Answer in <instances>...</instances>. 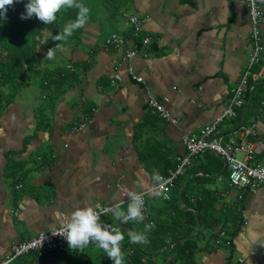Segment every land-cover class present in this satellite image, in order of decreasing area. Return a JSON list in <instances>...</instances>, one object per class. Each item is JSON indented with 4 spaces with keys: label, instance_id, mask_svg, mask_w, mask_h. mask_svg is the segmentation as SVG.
I'll list each match as a JSON object with an SVG mask.
<instances>
[{
    "label": "crops",
    "instance_id": "obj_1",
    "mask_svg": "<svg viewBox=\"0 0 264 264\" xmlns=\"http://www.w3.org/2000/svg\"><path fill=\"white\" fill-rule=\"evenodd\" d=\"M122 1L116 0L114 11L100 4L108 24L97 21L94 11L88 15L82 42L62 63L75 67L92 63L80 68L79 82L52 101L32 84L0 120V262L15 243L59 227L57 213L67 215L97 203L116 202L126 208L128 198H122L121 188L141 192L152 183L154 172L163 174L180 165L186 153L184 137L198 136L224 113L240 80L253 47L244 0ZM259 1L264 9V0ZM124 11L145 20L142 36H149L151 43L137 44V54L121 66V51L106 46V40L115 32L132 38ZM262 30L264 45V24ZM129 67L145 83L135 81ZM254 69L252 76L264 82V58ZM117 73L121 80L115 78ZM149 94L170 97L168 106L177 122L152 113ZM35 97L46 101L41 116ZM252 122L259 129L255 161L264 165L263 107L249 113L245 122L238 116L225 118L220 129L229 141L239 138L240 126ZM78 123L85 127L74 130ZM14 162L21 166L14 168ZM182 176L183 188L190 184V193H196L187 195L191 201L204 195L200 192L214 191L218 212L230 220L236 213L243 218L233 250L226 246L204 250L198 264H237L241 259L243 264H264V187L238 199L225 161L210 151L195 156ZM155 196L149 199L150 207L163 201L158 196L157 202ZM112 218L108 214L101 223ZM56 259L26 257L21 263L57 264Z\"/></svg>",
    "mask_w": 264,
    "mask_h": 264
},
{
    "label": "trees",
    "instance_id": "obj_2",
    "mask_svg": "<svg viewBox=\"0 0 264 264\" xmlns=\"http://www.w3.org/2000/svg\"><path fill=\"white\" fill-rule=\"evenodd\" d=\"M124 1L122 3H125ZM27 2L28 0H17L14 6L8 8L7 19L0 20V120L7 109L16 102L20 92L35 81L52 101L67 87L74 86L80 81L77 80L80 68L92 64L86 61L76 67L69 64L50 67L52 59L47 56L48 50L52 48L53 54L65 47H70L72 51L76 50L82 42L85 25L67 40L56 41L54 36L66 24L76 19L78 9L62 8L56 14L55 22L47 25L35 16L29 19L20 18L21 14L25 13ZM78 2L84 5L85 0ZM115 2L116 0H88L90 6L88 13L91 17L93 8L101 3H105L114 11L117 8ZM118 10H121V7ZM138 46H143V41L139 40ZM251 86L254 88L251 89ZM263 95L264 82L258 83L252 76L245 93L246 105L238 110L237 116L244 118L245 122L249 113L264 108ZM12 165L18 169L21 162H14ZM178 166L179 164L173 166V170ZM169 170L165 169L163 174H168ZM183 185L184 177L181 176L177 179L171 199H163L161 204L151 206L149 215L143 222L129 221L124 224L114 217L107 222L104 220L105 224L118 228L124 235L121 242L124 264H198V254L204 250L213 252L222 246L233 250L234 239L243 226L241 214L236 213L235 218L230 220L226 215L218 212L216 203L219 197L214 191L200 192L199 195H204H200L202 197L193 202L187 195L196 196V193H190L193 190L190 184L186 188H183ZM149 224L153 227L146 230L145 226ZM218 227L220 230H217ZM133 230L143 232L147 242L130 243L128 232ZM222 230L225 231L226 236H220ZM196 233L198 234L195 236ZM174 244L175 246L168 250V247ZM53 255L57 258V264H113L103 250L95 245H89L83 250H72L67 246L63 252H53L45 256L32 252L20 257L13 264L17 262L23 264L21 260L26 257L48 261L49 256Z\"/></svg>",
    "mask_w": 264,
    "mask_h": 264
},
{
    "label": "built area",
    "instance_id": "obj_3",
    "mask_svg": "<svg viewBox=\"0 0 264 264\" xmlns=\"http://www.w3.org/2000/svg\"><path fill=\"white\" fill-rule=\"evenodd\" d=\"M249 8L251 21V37L253 42L252 51L248 59L247 65L240 77L239 82L231 90V95L224 113L213 122L205 126L198 136L187 135L183 139L186 153L182 158L180 165L170 170L168 174H160L163 181L156 186L152 182L146 189L141 191L144 198L143 213L145 218L149 215V199L154 195L156 190L162 193V198L169 200L176 189L177 179L184 175L193 163V158L201 155L205 151L213 152L226 163L229 170V183L235 189V196L242 200L247 191H255L260 187H264V165L257 164L255 159L257 156V138L259 129L256 122L242 125L239 128V138L225 141V137L221 131V125L225 118H234L238 115V109H242L246 105L245 93L250 85V78L255 66L264 58L263 30L264 9L259 0H244ZM128 27L133 30L132 38H126L119 33H112L106 40V46L115 47L117 51H121V66L126 64L129 59L137 54L138 41H143V46L151 43L149 36H142L144 31V19L137 15L124 11L122 13ZM134 42V46H130V42ZM132 78L139 82L145 83V79L135 73L132 67L128 68ZM115 78L122 79L117 73ZM254 87L251 86V89ZM171 102L170 97L164 96L161 99L154 94H149L147 98L148 108L167 122H177L171 108L168 106ZM85 127V123H78L73 127L74 130H80ZM229 193H222L227 196ZM194 200V199H192ZM110 205L97 203L95 209L99 212L103 208ZM110 214V213H109ZM108 214H102L101 219ZM55 227L49 231H41L37 235L24 239L15 243L11 247L10 253L0 262V264H13L17 259L32 252L40 255H49L53 252H63L67 246V241L61 235H54L59 230ZM217 230H220L218 228ZM208 232H211L208 230ZM220 236H226L225 231H220ZM241 259L237 264H243Z\"/></svg>",
    "mask_w": 264,
    "mask_h": 264
},
{
    "label": "clouds",
    "instance_id": "obj_4",
    "mask_svg": "<svg viewBox=\"0 0 264 264\" xmlns=\"http://www.w3.org/2000/svg\"><path fill=\"white\" fill-rule=\"evenodd\" d=\"M17 0H0V20L7 19V10L14 6ZM62 8L78 9L76 19L66 24L63 29L54 36L56 41H65L72 34L84 27L87 22L88 9L78 0H28L25 4V13L21 14V19H29L35 16L41 22L50 25L55 22L56 14ZM53 49L48 50V58H52ZM150 180L158 186L163 177L159 172H154ZM141 183H145L143 177L140 178ZM154 195L161 196L159 190ZM121 196L127 197L126 210L119 203H112L110 206L97 211L94 206L85 204L83 207H77L67 215L57 213L56 220L60 224V228L54 235H61L68 243V247L72 250H83L89 245H95L102 249L106 256L113 264H124V257L121 251V242L124 235L118 228L111 227L109 224L101 223L102 214H111L120 223H128L129 221L143 222L145 216L143 193L129 189L126 186L121 188ZM153 225L145 226L150 229ZM129 242L133 244H144L147 242L146 235L143 232L129 231Z\"/></svg>",
    "mask_w": 264,
    "mask_h": 264
},
{
    "label": "rangeland",
    "instance_id": "obj_5",
    "mask_svg": "<svg viewBox=\"0 0 264 264\" xmlns=\"http://www.w3.org/2000/svg\"><path fill=\"white\" fill-rule=\"evenodd\" d=\"M84 6L89 10L90 8V6H89V3H88V0H85V2H84ZM94 7V6H93ZM92 7V8H93ZM93 10H94V12H95V17L96 18H98V20L97 21H100L101 23H103V24H108L109 23V21L107 22V20L105 21V17L102 15L101 16V14H102V12H105V10H104V7L102 6V5H99V4H97L94 8H93ZM88 15H89V13H88ZM89 17H87V19H88ZM89 22V21H88ZM45 32H47V30H45ZM117 52H119V51H117ZM117 52H114V55L115 56H117L118 57V53ZM70 55H71V48L69 47V48H67V47H65L63 50H61L60 52H57V53H55V54H53L52 55V60H51V63H50V67H52V68H54V67H56V66H58V65H64V64H62V63H65L64 62V60L65 59H69V57H70ZM63 61V62H62ZM82 71L83 70H80L79 69V74H81L82 73ZM252 74H253V76H255V74H256V69H253V71H252ZM37 87H39V83L37 82V81H35V83H34ZM33 88L35 89V87L33 86ZM32 88H29V89H27V90H31ZM18 98V97H17ZM35 101H36V103H37V109H36V112H37V114L39 115V116H41L42 115V113L44 112V110H45V105H44V103L46 102V101H44V100H42L41 98H37V97H35ZM156 197V201L157 202H160L161 201V198L160 197H158V196H155ZM127 206V205H126Z\"/></svg>",
    "mask_w": 264,
    "mask_h": 264
},
{
    "label": "water",
    "instance_id": "obj_6",
    "mask_svg": "<svg viewBox=\"0 0 264 264\" xmlns=\"http://www.w3.org/2000/svg\"><path fill=\"white\" fill-rule=\"evenodd\" d=\"M198 221H199L198 226H199V231H200V230H201V224H200V217H199V216H198ZM197 234H198V233H196L195 236H196ZM174 246H175V244L172 245V246H170V247H168V250L171 249V248L174 247ZM163 252H165V251H163Z\"/></svg>",
    "mask_w": 264,
    "mask_h": 264
}]
</instances>
